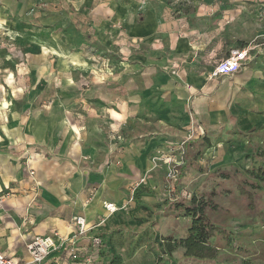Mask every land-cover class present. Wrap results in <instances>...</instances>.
I'll list each match as a JSON object with an SVG mask.
<instances>
[{"label": "crops", "instance_id": "0c3cea01", "mask_svg": "<svg viewBox=\"0 0 264 264\" xmlns=\"http://www.w3.org/2000/svg\"><path fill=\"white\" fill-rule=\"evenodd\" d=\"M34 1L0 0V18L6 11L15 16L26 14ZM50 3L61 8L59 11L67 10L66 18L88 33L86 52H92L94 41L102 50L118 53L119 61L110 62V67L131 70L126 83H121L119 75L108 78V82H102L106 79L103 77L100 92L67 94L73 107L64 109L59 104L33 115L9 114L5 120L1 114L0 248L19 259L27 257L26 245L36 236L55 240L57 233L75 237L78 246H86L92 236L98 235L104 243L107 233L129 222L122 217L132 208L162 203L166 190L154 180L146 184L152 193L150 198L144 196L140 203L135 199L144 183L130 197L133 185L151 168L155 149L166 139L182 137L183 128L192 121L207 131L236 118L242 126H249L252 96H264L262 73L247 63L236 73L211 78L217 64L232 51L240 50L238 46L256 49L245 38L247 30H242L245 32L239 42L221 38L223 29L233 28L235 15L219 24L214 12L205 15L202 8L172 17L166 10L142 11L141 0ZM70 58L66 60L68 67L86 63L78 53ZM167 63L176 75L165 77L157 71ZM106 73L112 75L109 69ZM134 73L139 76L134 77ZM68 80L64 84L72 87L74 82L71 80L73 85L69 86ZM152 87L158 98L153 96L154 104L150 105ZM76 100L84 104L75 106ZM155 100L165 102L159 112L153 106ZM155 116L161 118L157 121L159 140L150 119H143ZM104 203L127 207L78 236L72 218L80 215L89 225L97 224L106 215ZM103 252L105 260V249Z\"/></svg>", "mask_w": 264, "mask_h": 264}, {"label": "rangeland", "instance_id": "374dc122", "mask_svg": "<svg viewBox=\"0 0 264 264\" xmlns=\"http://www.w3.org/2000/svg\"><path fill=\"white\" fill-rule=\"evenodd\" d=\"M140 7L142 11L166 10L172 17L202 8L205 15L214 12L219 24L235 15L233 28L223 29L221 38L239 42L247 30L245 38L256 49L249 51L246 63L259 70L264 79V0H141ZM60 9L50 0H35L26 14L15 16L6 11L0 18L2 120L13 113L45 112L59 104L64 109L67 105L73 107L66 95L100 92L103 77L106 79L102 82H108L119 75L121 83H126L129 66L124 64L128 70L109 66L110 62L119 61L118 53L102 50L94 41L92 52H86L90 43L88 33L66 18L67 10ZM244 47L242 44L237 48ZM73 53L80 54L86 63L68 67L66 60H71ZM157 69L165 77L176 75L169 63ZM67 79L74 82L73 85L71 80L67 81L72 87L64 84ZM153 96L158 98L154 87L149 95L150 105L154 104ZM91 103L100 109L96 101ZM164 103L155 100V111H161ZM252 103L249 126H242L236 118L207 131L192 121L183 128L182 137L166 139L154 150L151 168L141 177L145 187L135 199L140 203L142 197H151L146 186L151 180L165 188V197L160 204H139L132 208L130 214L122 217L129 222L107 233L104 241L107 264H264V96H252ZM83 104L82 100L75 101V106ZM147 118L159 140L157 121L161 118L143 119ZM201 132L203 135H199ZM191 134L194 135L189 142L199 144L189 145L187 139ZM173 202L179 205L176 207ZM196 204L200 205L204 222L201 224L208 228L205 244L208 250L198 247L188 253L183 240L192 221L184 216L183 210Z\"/></svg>", "mask_w": 264, "mask_h": 264}, {"label": "built area", "instance_id": "2783aa9c", "mask_svg": "<svg viewBox=\"0 0 264 264\" xmlns=\"http://www.w3.org/2000/svg\"><path fill=\"white\" fill-rule=\"evenodd\" d=\"M249 51V48L232 51L226 59L217 64L211 73V78L238 72L247 62ZM193 135L191 134L187 142L192 139ZM199 135H203V132ZM141 184L143 180L133 185L130 190L131 198ZM103 207L106 215L97 224L89 225L80 215L72 218L71 224L76 227L78 236H84L90 230L99 227L108 216L120 209H126L127 205L117 207L112 203H104ZM54 236H56L55 240L51 237L39 236L31 239L26 245L27 257L22 259L7 254L0 248V264H107L103 256L105 246L100 236H92L86 246H78L75 237L68 238L57 233H54Z\"/></svg>", "mask_w": 264, "mask_h": 264}, {"label": "trees", "instance_id": "16d2710c", "mask_svg": "<svg viewBox=\"0 0 264 264\" xmlns=\"http://www.w3.org/2000/svg\"><path fill=\"white\" fill-rule=\"evenodd\" d=\"M202 139L204 140L205 138H201L200 140L202 141ZM188 143L189 145L192 144L190 142ZM188 143H186L185 145L187 146ZM263 183H264V180H263ZM175 202H173V204L174 206L177 207L179 204ZM200 210L201 209H200L199 204H196L195 206H191V207H186L183 210L184 216L190 217L192 221V227L189 228L188 235L183 240L184 247L186 248V251L188 253L191 251H196L198 247H203L202 249L206 251L208 250V248L205 247L208 228L207 226H202L201 224L204 222L202 220ZM200 224L202 227L200 226Z\"/></svg>", "mask_w": 264, "mask_h": 264}, {"label": "bare ground", "instance_id": "6f19581e", "mask_svg": "<svg viewBox=\"0 0 264 264\" xmlns=\"http://www.w3.org/2000/svg\"><path fill=\"white\" fill-rule=\"evenodd\" d=\"M75 130V132L77 133V130L76 129H74Z\"/></svg>", "mask_w": 264, "mask_h": 264}]
</instances>
